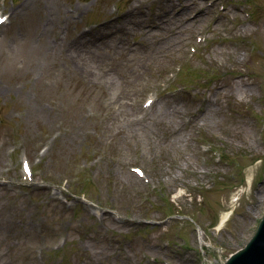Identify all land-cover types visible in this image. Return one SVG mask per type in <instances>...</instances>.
Instances as JSON below:
<instances>
[{
  "label": "rangeland",
  "instance_id": "1",
  "mask_svg": "<svg viewBox=\"0 0 264 264\" xmlns=\"http://www.w3.org/2000/svg\"><path fill=\"white\" fill-rule=\"evenodd\" d=\"M0 11V264H221L248 242L264 213V0Z\"/></svg>",
  "mask_w": 264,
  "mask_h": 264
},
{
  "label": "water",
  "instance_id": "2",
  "mask_svg": "<svg viewBox=\"0 0 264 264\" xmlns=\"http://www.w3.org/2000/svg\"><path fill=\"white\" fill-rule=\"evenodd\" d=\"M222 264H264V213L248 242Z\"/></svg>",
  "mask_w": 264,
  "mask_h": 264
},
{
  "label": "bare ground",
  "instance_id": "3",
  "mask_svg": "<svg viewBox=\"0 0 264 264\" xmlns=\"http://www.w3.org/2000/svg\"><path fill=\"white\" fill-rule=\"evenodd\" d=\"M195 15H192V17H189V18H194ZM192 26V23H188L186 21L183 20V18H180L178 20V24H177V27L175 28L176 30V33L178 34H183L184 31H186L189 27ZM175 32V31H174ZM229 215V212H226L223 216H221V219H220V222H219V226L226 221V218L227 216Z\"/></svg>",
  "mask_w": 264,
  "mask_h": 264
}]
</instances>
